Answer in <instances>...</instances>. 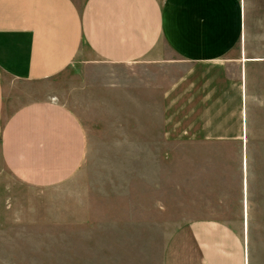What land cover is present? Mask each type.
Instances as JSON below:
<instances>
[{"label":"crops","instance_id":"0c3cea01","mask_svg":"<svg viewBox=\"0 0 264 264\" xmlns=\"http://www.w3.org/2000/svg\"><path fill=\"white\" fill-rule=\"evenodd\" d=\"M263 153L264 0H0V230L52 190L75 262L264 264Z\"/></svg>","mask_w":264,"mask_h":264},{"label":"rangeland","instance_id":"374dc122","mask_svg":"<svg viewBox=\"0 0 264 264\" xmlns=\"http://www.w3.org/2000/svg\"><path fill=\"white\" fill-rule=\"evenodd\" d=\"M82 1V0H76ZM264 154V153H263ZM175 159H179V153H175ZM263 159L261 153H254L252 165V184L251 191L260 190V162ZM177 185L173 184L174 188ZM51 193L48 198L44 192L40 190L27 188L26 191L22 189V202L14 201L13 216L11 225L7 227L6 231L0 230V264H133L131 260L142 258L140 254L137 257H132V251L128 248L122 247L123 244H116L113 242L96 241V245L89 249V261L78 263L73 260L74 251L69 252L70 242L68 238V227L66 218V198L55 197V191H48ZM45 199L41 201L44 196ZM27 211V216H14V213H19V210ZM180 203L178 199H173V227L178 226L181 220L189 218L187 215L179 214ZM61 211L63 214H58ZM74 242L72 241V246ZM159 240H157V247L154 259H149V262L134 263V264H158L160 255ZM134 253L136 252L133 251ZM72 253V256L71 254ZM123 259V263H112L113 261ZM100 260L106 261L99 262ZM77 261V260H76ZM129 261V262H128Z\"/></svg>","mask_w":264,"mask_h":264}]
</instances>
